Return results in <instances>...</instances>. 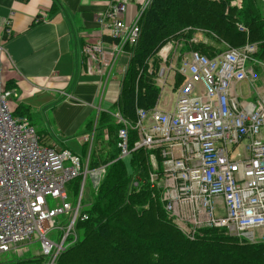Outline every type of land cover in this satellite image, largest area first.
<instances>
[{
  "label": "built area",
  "instance_id": "2783aa9c",
  "mask_svg": "<svg viewBox=\"0 0 264 264\" xmlns=\"http://www.w3.org/2000/svg\"><path fill=\"white\" fill-rule=\"evenodd\" d=\"M147 2L142 1L131 22L124 20L125 0H117L97 15V24L113 43L107 46L98 38L82 46V56L95 75L107 79L124 45L135 43L138 19ZM10 25L7 17L3 24L7 35ZM167 50L168 46L161 48ZM255 51L252 43L228 47L213 57L192 50L179 67L159 66L160 92L151 109L136 107L134 121L119 111L110 112L119 126L118 158L128 162L140 149L149 154L153 167L149 185L162 190L166 215L188 239L204 229L220 228L239 238L264 242V94L240 99L234 89L258 64ZM174 73L181 77L174 95L159 102ZM12 95L0 73V261L7 252L33 240L40 241L43 254L51 255L53 261L76 239L73 229L83 184L92 175L89 150L80 157L43 142L27 117L13 115ZM130 130L135 133L131 145ZM93 132L85 137L89 149ZM78 177L80 190L73 204L66 189ZM48 196L56 200L54 205L48 203ZM59 214L66 215L68 222L58 226L62 235L54 242L47 233ZM68 237L73 240L67 242Z\"/></svg>",
  "mask_w": 264,
  "mask_h": 264
},
{
  "label": "trees",
  "instance_id": "16d2710c",
  "mask_svg": "<svg viewBox=\"0 0 264 264\" xmlns=\"http://www.w3.org/2000/svg\"><path fill=\"white\" fill-rule=\"evenodd\" d=\"M239 26L245 30H240ZM138 27L135 43L123 47L132 57L115 101L121 114L131 121L135 120V108L151 109L160 92L145 73L146 60L168 37L181 30L189 28V35L202 30L205 36L231 47L256 42L258 50L254 57H264L262 0H151L139 16ZM193 48L209 57L218 52L201 44ZM180 81L179 75L176 87ZM111 118L110 112L99 114L88 154L89 169L105 164V170L91 192L90 203L82 205V195L81 209L74 223L75 241L58 253L53 264H264V242L240 243L238 238L224 235L220 228L204 229L201 237L188 239L166 217L145 185L139 182L140 189L128 194L130 178L137 172L145 176L143 155L146 151L140 149L132 153L129 161L132 174L128 175L123 161L118 158L119 126L114 120L112 123ZM105 130L114 134V149L110 150L113 157L108 155L99 163L96 155L100 150L98 152L94 145ZM39 136L42 138L41 134ZM134 139L135 133L130 130V145ZM135 175L133 177L138 179ZM80 184V177L67 184L73 194L70 196L73 204ZM144 204L148 205L144 207ZM84 214L86 218H81ZM44 261V256H38L12 264H44Z\"/></svg>",
  "mask_w": 264,
  "mask_h": 264
},
{
  "label": "crops",
  "instance_id": "0c3cea01",
  "mask_svg": "<svg viewBox=\"0 0 264 264\" xmlns=\"http://www.w3.org/2000/svg\"><path fill=\"white\" fill-rule=\"evenodd\" d=\"M125 1L124 20L131 22L143 0ZM116 2L0 0V73L13 91L9 100L13 115L27 117L43 142L80 157L86 155L85 148L86 153L89 150L85 137L93 132L99 114L115 107L128 56L125 51L118 55L107 79L95 75L82 56V46L98 38L111 45L96 17ZM7 17L9 35L3 26ZM254 86L251 99L264 94Z\"/></svg>",
  "mask_w": 264,
  "mask_h": 264
},
{
  "label": "rangeland",
  "instance_id": "374dc122",
  "mask_svg": "<svg viewBox=\"0 0 264 264\" xmlns=\"http://www.w3.org/2000/svg\"><path fill=\"white\" fill-rule=\"evenodd\" d=\"M151 0H148L147 5L150 3ZM264 2V0H262ZM235 1L232 2V4ZM240 30H245L244 28L242 29L240 26L238 27ZM189 28L181 30L177 33H175L174 35L168 37L166 39V41L158 48L157 52L152 56L149 57L146 60V69H145V73L147 75H149L151 83L153 85H155L157 87L156 84V72L159 68V66L163 63L168 64V65H172L173 67H179L183 58H185L188 53L192 50H197L196 48H193V46L196 45H205V46H211L212 48H214L216 52L214 55H217L221 52H223L224 50H226L228 47H231L230 45L224 43L223 41H216L214 38H211L210 36H205V34L202 32V30H195L193 32V34L189 35ZM246 43H252L255 45L256 50H258V43L256 42H246ZM245 43V44H246ZM243 44V45H245ZM241 45V46H243ZM163 46H168V50L162 52L161 48ZM240 47V46H239ZM256 53V51H255ZM165 54V55H163ZM204 54V53H203ZM207 55V54H205ZM208 56V55H207ZM132 57V53L130 52V57L129 55L127 56V59L125 60L124 66L122 67L121 73H120V82H119V93L121 92V85H122V79L124 77V74L127 70V64L129 63L130 58ZM255 58L259 61L258 64H254L251 66V72L248 74V79H245L239 83L236 84L237 89L236 92L239 96L240 99H250L252 100V92H254V85H256L257 87V91L259 92V90L261 92H264V57L263 58H258L255 56ZM165 59V61L163 60ZM247 65V64H246ZM248 66V65H247ZM139 74H141L142 69H140ZM179 75L177 73H174L173 75V81L170 82V84H167V90L168 92L163 91L161 93V97L159 102L163 101V97H170L172 96L174 89H176V83L178 81ZM250 82H253L254 84H251ZM174 95V94H173ZM115 112L119 111L121 113V111L119 110L118 107H115L114 109ZM111 110V112L113 111ZM111 115V114H110ZM32 116V121L33 123L37 122L36 118ZM112 119V118H111ZM112 119V123H113ZM36 124V123H35ZM113 136L114 134H109V132H107L106 130L104 131L103 135H101L100 139H98L95 142V147L96 150L100 152L96 155L97 159L99 161V163L103 162V160H105L107 158V156L109 155L110 157L112 156V154L110 153V150L113 148ZM47 142V141H46ZM94 144V143H93ZM240 145H238V149L237 151H240ZM114 149V148H113ZM144 158H145V176L142 177L140 176L139 172L136 173L135 176L138 177H131L130 181H129V185H128V194L132 193V192H137L140 189V183L141 185H145V188L148 190V192L150 193L149 195H151L153 198V200H157L159 202V207L161 208V210L165 213L164 209H163V205L161 202V189H153L150 187L148 179H149V174L152 171L153 167L150 164V157L149 154L147 152H144ZM113 157V156H112ZM125 165V169L128 173V175L132 174V170L131 167L129 165V161L128 162H124ZM89 169V168H88ZM105 170V164L103 165H98L95 168H90L89 171H91L92 175H88V177H86L84 184H83V198H82V205L83 204H88L90 203V195L91 192L96 188V186L99 183L100 180V176L102 174V172ZM140 182V183H139ZM144 187V186H143ZM68 195L70 194L71 197H73L72 191L69 190L68 188L66 189ZM68 200L70 201V199L68 198ZM152 200V201H153ZM47 201L50 205H54L56 200L50 196L47 197ZM148 204H144V207H146ZM166 214V213H165ZM166 217L168 218V216L166 215ZM68 217L64 214H59L58 216H56L55 218V226L50 228L47 235L54 241L57 242L59 240L60 235H62V231L59 229L58 226H62V225H66ZM169 219V218H168ZM170 220V219H169ZM222 230V229H221ZM74 231V229H73ZM75 233V231H74ZM222 233L224 235H228L231 237H236V239L240 242V243H255V242H263L260 241L259 239L257 240H246L245 238L241 237H237L234 236L232 234H230L229 231L223 229ZM76 235V234H75ZM203 235V232H201V234L198 237H201ZM77 237V235H76ZM73 238V237H72ZM73 239L68 240L67 242H71ZM75 241V240H74ZM73 241V242H74ZM72 242V243H73ZM60 253V252H59ZM43 254L41 247H40V241L39 240H33L31 242H26L24 245H22L21 247H19L16 251H12V252H7L5 254V256L3 257V259L1 261L4 262V264H12L14 261H18L20 259H31L33 257H45V261L44 264H53L54 260L56 258V255L53 259V261L51 260L52 256L51 255H46ZM0 261V262H1Z\"/></svg>",
  "mask_w": 264,
  "mask_h": 264
}]
</instances>
